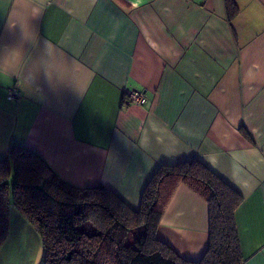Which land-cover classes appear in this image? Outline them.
<instances>
[{
	"label": "crops",
	"instance_id": "1",
	"mask_svg": "<svg viewBox=\"0 0 264 264\" xmlns=\"http://www.w3.org/2000/svg\"><path fill=\"white\" fill-rule=\"evenodd\" d=\"M233 1L229 19L224 0H0V158L26 147L132 210L160 165L196 158L242 197L241 264H264V0ZM131 90L144 105L123 103ZM208 227L206 201L179 183L156 237L195 261ZM42 259L11 207L0 264Z\"/></svg>",
	"mask_w": 264,
	"mask_h": 264
},
{
	"label": "trees",
	"instance_id": "2",
	"mask_svg": "<svg viewBox=\"0 0 264 264\" xmlns=\"http://www.w3.org/2000/svg\"><path fill=\"white\" fill-rule=\"evenodd\" d=\"M229 19L237 12L224 0ZM179 183L208 206V245L195 261L181 258L156 237L161 214ZM241 195L193 158L162 164L132 210L111 190L62 180L34 151L12 145L0 158V247L13 207L37 232L42 264H241L234 211Z\"/></svg>",
	"mask_w": 264,
	"mask_h": 264
},
{
	"label": "built area",
	"instance_id": "3",
	"mask_svg": "<svg viewBox=\"0 0 264 264\" xmlns=\"http://www.w3.org/2000/svg\"><path fill=\"white\" fill-rule=\"evenodd\" d=\"M19 97V90L17 87H12L7 92V98L10 100H15ZM146 102V97L142 91L131 90L129 93L125 94L123 98V103L125 104H135L144 105Z\"/></svg>",
	"mask_w": 264,
	"mask_h": 264
}]
</instances>
